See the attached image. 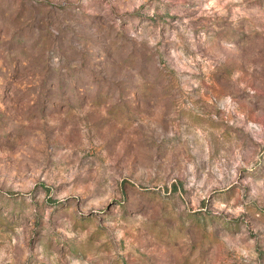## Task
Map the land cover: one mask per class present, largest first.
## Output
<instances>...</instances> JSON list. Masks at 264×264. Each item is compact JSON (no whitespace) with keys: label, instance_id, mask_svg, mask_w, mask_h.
<instances>
[{"label":"rangeland","instance_id":"obj_1","mask_svg":"<svg viewBox=\"0 0 264 264\" xmlns=\"http://www.w3.org/2000/svg\"><path fill=\"white\" fill-rule=\"evenodd\" d=\"M0 264H264V0H0Z\"/></svg>","mask_w":264,"mask_h":264}]
</instances>
